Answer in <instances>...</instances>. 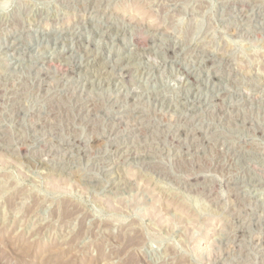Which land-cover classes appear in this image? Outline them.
<instances>
[{"label":"rangeland","instance_id":"1","mask_svg":"<svg viewBox=\"0 0 264 264\" xmlns=\"http://www.w3.org/2000/svg\"><path fill=\"white\" fill-rule=\"evenodd\" d=\"M0 264H264V0H0Z\"/></svg>","mask_w":264,"mask_h":264}]
</instances>
